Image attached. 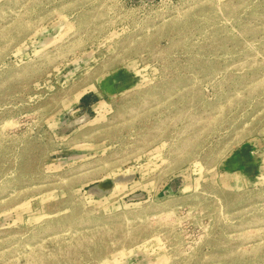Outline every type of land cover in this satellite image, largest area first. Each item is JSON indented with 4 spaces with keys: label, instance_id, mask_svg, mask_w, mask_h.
<instances>
[{
    "label": "rangeland",
    "instance_id": "374dc122",
    "mask_svg": "<svg viewBox=\"0 0 264 264\" xmlns=\"http://www.w3.org/2000/svg\"><path fill=\"white\" fill-rule=\"evenodd\" d=\"M0 264H264V0H0Z\"/></svg>",
    "mask_w": 264,
    "mask_h": 264
},
{
    "label": "water",
    "instance_id": "95a60500",
    "mask_svg": "<svg viewBox=\"0 0 264 264\" xmlns=\"http://www.w3.org/2000/svg\"><path fill=\"white\" fill-rule=\"evenodd\" d=\"M111 186H112V181H107V182H103L101 184L96 185L91 190L92 192H99V191L103 192L111 188Z\"/></svg>",
    "mask_w": 264,
    "mask_h": 264
},
{
    "label": "trees",
    "instance_id": "16d2710c",
    "mask_svg": "<svg viewBox=\"0 0 264 264\" xmlns=\"http://www.w3.org/2000/svg\"><path fill=\"white\" fill-rule=\"evenodd\" d=\"M83 98H84V97H83ZM83 98H82V99H83Z\"/></svg>",
    "mask_w": 264,
    "mask_h": 264
}]
</instances>
